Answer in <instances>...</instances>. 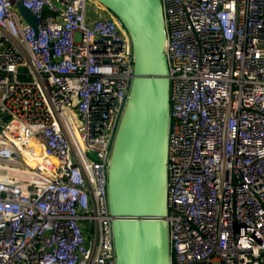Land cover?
Wrapping results in <instances>:
<instances>
[{"label":"built area","instance_id":"2783aa9c","mask_svg":"<svg viewBox=\"0 0 264 264\" xmlns=\"http://www.w3.org/2000/svg\"><path fill=\"white\" fill-rule=\"evenodd\" d=\"M159 1L170 262L264 264V0ZM133 77L97 2L0 0V264H115L107 174Z\"/></svg>","mask_w":264,"mask_h":264},{"label":"water","instance_id":"95a60500","mask_svg":"<svg viewBox=\"0 0 264 264\" xmlns=\"http://www.w3.org/2000/svg\"><path fill=\"white\" fill-rule=\"evenodd\" d=\"M117 17L133 52L134 77L107 174L115 264H171L167 215L169 78L159 0H93ZM21 17L36 24L23 8Z\"/></svg>","mask_w":264,"mask_h":264},{"label":"clouds","instance_id":"9594fccd","mask_svg":"<svg viewBox=\"0 0 264 264\" xmlns=\"http://www.w3.org/2000/svg\"><path fill=\"white\" fill-rule=\"evenodd\" d=\"M107 10V9H106ZM112 14V13H111ZM113 15V14H112ZM114 16V15H113ZM117 18V17H116ZM117 132V131H116ZM116 135V134H115ZM115 138V137H114ZM114 141V139H113ZM112 147H113V143H112ZM112 147H111V151H112ZM110 158H111V153H110ZM110 158H109V163H110ZM167 158H168V155H167Z\"/></svg>","mask_w":264,"mask_h":264}]
</instances>
